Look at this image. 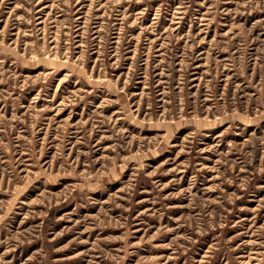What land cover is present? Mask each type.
<instances>
[{
	"label": "rangeland",
	"instance_id": "obj_1",
	"mask_svg": "<svg viewBox=\"0 0 264 264\" xmlns=\"http://www.w3.org/2000/svg\"><path fill=\"white\" fill-rule=\"evenodd\" d=\"M0 264H264V0H0Z\"/></svg>",
	"mask_w": 264,
	"mask_h": 264
}]
</instances>
